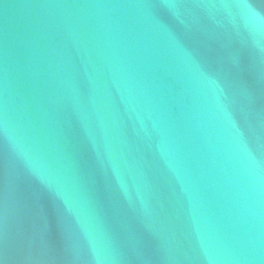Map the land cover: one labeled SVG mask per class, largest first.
<instances>
[{"label":"water","instance_id":"water-1","mask_svg":"<svg viewBox=\"0 0 264 264\" xmlns=\"http://www.w3.org/2000/svg\"><path fill=\"white\" fill-rule=\"evenodd\" d=\"M0 264H264V0H0Z\"/></svg>","mask_w":264,"mask_h":264}]
</instances>
